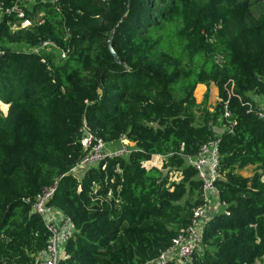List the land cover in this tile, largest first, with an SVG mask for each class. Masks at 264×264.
Here are the masks:
<instances>
[{"label": "trees", "instance_id": "16d2710c", "mask_svg": "<svg viewBox=\"0 0 264 264\" xmlns=\"http://www.w3.org/2000/svg\"><path fill=\"white\" fill-rule=\"evenodd\" d=\"M57 6H39L44 24L29 30L0 22V264H33L45 250L49 233L33 205L55 185L48 205L73 231L58 264L156 258L201 205L202 181L186 159L214 138V184L228 214L206 223L189 264H264V120L250 97L264 96V0ZM110 33L120 64L107 47ZM47 39L69 50L66 59L43 63L14 51ZM199 84L218 88L212 110L208 92L195 102ZM83 122L105 143L124 137L131 153L75 176ZM157 156L160 167L144 166ZM248 166L250 178L237 173Z\"/></svg>", "mask_w": 264, "mask_h": 264}, {"label": "built area", "instance_id": "2783aa9c", "mask_svg": "<svg viewBox=\"0 0 264 264\" xmlns=\"http://www.w3.org/2000/svg\"><path fill=\"white\" fill-rule=\"evenodd\" d=\"M58 0H0V22L5 23L11 32L19 30H29L35 26H41L45 21V13L40 7L46 4H51L58 11ZM40 6V7H39ZM68 39L66 37L63 41ZM14 51H22L24 53L39 56L43 63L50 53L57 52L60 60L67 57L68 49H62L51 39L39 42L30 47L14 48ZM3 54L0 51V56ZM218 61L222 58H217ZM48 70L50 66H47ZM221 101V100H219ZM224 103L223 118L225 120V129L232 133L234 121L227 107V102ZM249 109L253 107L249 105ZM258 118L264 120V110L255 108ZM78 143L81 147L82 157L80 161L73 167L71 173L76 176V173L82 169L86 171L92 168H105L106 162L116 158L127 157L131 153L134 144L128 142L124 137L118 141V147L112 148L115 143H105L92 133L89 126L83 122L79 130ZM218 145L219 139L203 144L195 157L186 159L187 165L194 168L198 173L199 179L202 181L200 188L201 205L193 208L190 223L184 229H181L171 241V246L160 252V254L144 264H189L191 257L197 254L202 244V232L206 223L216 214L225 213L226 206L219 199V192L215 186V180L218 177ZM129 146L131 148H129ZM158 157V156H157ZM156 157V158H157ZM159 161L160 160V157ZM153 159L147 162L144 166H157ZM56 185L43 189L36 196L33 210L38 214L49 233L45 250L36 256L33 264H58L61 258L65 242L71 236L72 227L65 217L56 209L48 205L53 197Z\"/></svg>", "mask_w": 264, "mask_h": 264}, {"label": "crops", "instance_id": "0c3cea01", "mask_svg": "<svg viewBox=\"0 0 264 264\" xmlns=\"http://www.w3.org/2000/svg\"><path fill=\"white\" fill-rule=\"evenodd\" d=\"M200 88L199 92H198V97L203 98V96L205 95L206 92H208V104L210 106V110L213 109V107L219 102V97H218V88L214 85V84H210L208 87L205 85H197L196 88ZM195 88V89H196ZM197 96H194L195 98V102L199 103L198 99L196 98ZM251 99L255 102L256 106L262 110H264V96H258L256 94H250ZM218 134L222 133V128L217 130ZM118 143H115L114 145H112V148H116L118 147ZM85 171H82V169L79 171L78 176L79 178H81L83 176ZM254 172V167L252 166H248L245 167L244 169L238 171L237 173L239 175H241L244 178H250L253 175Z\"/></svg>", "mask_w": 264, "mask_h": 264}, {"label": "rangeland", "instance_id": "374dc122", "mask_svg": "<svg viewBox=\"0 0 264 264\" xmlns=\"http://www.w3.org/2000/svg\"><path fill=\"white\" fill-rule=\"evenodd\" d=\"M13 47V46H12ZM21 46H17V47H14V48H20ZM49 58H51L53 61H58L59 60V57L57 56V52H52V53H50V55H49ZM199 90H200V88H196L195 90H194V93H193V95L194 96H197L196 98L198 99V101H199V103H197V104H200L201 102H202V100H203V98H202V100H201V98H199L198 97V92H199ZM204 97V96H203ZM0 112H2V111H0ZM197 116H198V113L196 114ZM223 129V128H222ZM129 148H131L130 146H129ZM152 162H154L158 167H160L161 166V162L159 161V158L157 157H154L153 158V161ZM218 169V168H217ZM218 171V170H217ZM218 173V172H217ZM76 175L78 176V172L76 173ZM200 178V177H199ZM172 180L173 181H177L178 180V176H173L172 177ZM255 264H261V262L260 261H256L255 262Z\"/></svg>", "mask_w": 264, "mask_h": 264}, {"label": "water", "instance_id": "95a60500", "mask_svg": "<svg viewBox=\"0 0 264 264\" xmlns=\"http://www.w3.org/2000/svg\"><path fill=\"white\" fill-rule=\"evenodd\" d=\"M111 36H112V33L109 34L108 36V40H107V47H108V50L111 54V56L113 57L114 61L116 64H120L115 52L113 51L112 47H111Z\"/></svg>", "mask_w": 264, "mask_h": 264}]
</instances>
